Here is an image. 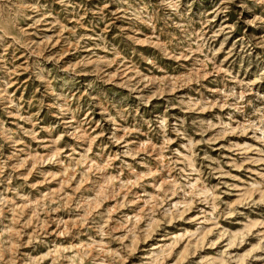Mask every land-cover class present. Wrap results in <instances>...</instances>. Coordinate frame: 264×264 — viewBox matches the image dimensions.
Masks as SVG:
<instances>
[{"label":"rangeland","instance_id":"obj_1","mask_svg":"<svg viewBox=\"0 0 264 264\" xmlns=\"http://www.w3.org/2000/svg\"><path fill=\"white\" fill-rule=\"evenodd\" d=\"M0 264H264V0H0Z\"/></svg>","mask_w":264,"mask_h":264}]
</instances>
